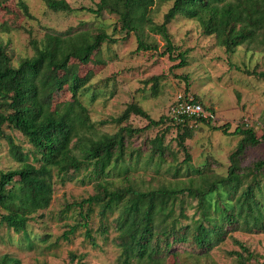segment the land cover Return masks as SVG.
I'll return each instance as SVG.
<instances>
[{"label": "trees", "instance_id": "1", "mask_svg": "<svg viewBox=\"0 0 264 264\" xmlns=\"http://www.w3.org/2000/svg\"><path fill=\"white\" fill-rule=\"evenodd\" d=\"M8 1L0 0V10ZM45 1L54 11L74 10L67 0ZM160 1L173 2L161 23L152 15L156 0H98L96 7L88 10L96 15L104 11L117 15L122 29L138 36V50L157 48L146 41L147 30L160 34L166 41L163 54L179 60L175 67L187 65V51L176 54L168 28L179 15L199 21L203 33L214 36L228 53L242 45L264 51V0ZM19 6L33 18L25 1ZM107 40L114 41L106 31L49 32L42 40H31L34 54L18 66L0 43V138L7 140L11 156L19 163L9 170L0 169V208L5 211L0 214V224L29 238L27 226L51 206L56 184L64 185L85 172V178L94 182L95 192L66 204L65 209L73 208L78 216L75 223L66 224L60 239L69 241L83 229L85 240L97 246L94 232L107 236L114 230L112 240L120 251L118 264H165L167 257L180 254V248L198 259L231 238L240 248L233 251L235 264H264L245 242L233 236L235 231L264 232V160L252 167L241 163L248 147L264 142V134L258 137L254 128L238 126L233 133L242 138L229 156L227 174L214 172L205 164L183 181L178 179L182 165L193 166L185 143L191 136V121L211 123L213 117L177 119L168 113L155 119L141 105L131 103L120 116L99 122L102 126L119 125L116 131L100 132L81 99L85 80L77 73L67 82L71 98L56 101L63 88L61 72L68 71L71 60L88 63ZM259 76L264 78V73ZM158 77L152 80L158 81ZM184 97L214 114L199 97ZM133 113L148 123L139 128L122 125ZM228 126L214 128L228 133ZM7 127L20 132L29 146L17 143ZM153 127L161 129L146 141V151L131 145L136 135ZM173 129L185 153L179 162L171 143L166 142ZM145 167L159 175L164 169L174 180L141 185L134 173ZM94 214L98 217L95 229L91 227ZM70 256L78 257L74 252ZM0 264L21 261L4 254Z\"/></svg>", "mask_w": 264, "mask_h": 264}, {"label": "rangeland", "instance_id": "2", "mask_svg": "<svg viewBox=\"0 0 264 264\" xmlns=\"http://www.w3.org/2000/svg\"><path fill=\"white\" fill-rule=\"evenodd\" d=\"M20 1L28 4L33 18L24 14ZM67 1L74 8L72 12L54 11L45 0H9L0 10V43L13 65L18 66L23 58L33 56L31 40H42L49 32L71 29L92 33L106 31L114 41H105L88 63L71 60L68 71L61 72L63 88L56 94L57 102L70 99L67 82L77 73L85 80L81 99L88 106L100 132L116 131L119 125L102 126L99 122L120 116L131 103L141 105L158 119L170 113L179 94L199 97L206 107L214 111L215 117L211 123L191 121V136L185 143L192 155L193 166L182 165L178 179L183 181L195 176V169L205 164L214 172L226 175L229 156L242 138L233 133L238 126L254 128L258 137L264 134V78L259 76V73H264V51L242 45L235 52L228 53L225 47L218 45L214 36L203 33L199 21L179 15L168 24V28L177 47L176 54L187 51V65L175 67L179 60L174 61L169 54H163L166 41L160 34L147 30L146 41L157 48L138 50V36L124 31L117 15L107 11L96 15L88 10L95 8L98 0ZM172 3L156 0L152 7L156 22L164 21ZM156 76L159 80H152ZM156 81L157 89L154 87ZM147 123L146 118L133 113L122 125L139 128ZM226 124L229 125L228 133L214 128ZM160 129L153 127L141 132L130 141L131 145L146 151V141ZM6 131L17 143L26 148L29 146L20 132L8 127ZM176 135V130H171L166 142L171 143L179 162L183 161L185 153L178 145ZM259 160H264V142L248 147L241 163L252 167ZM18 165L10 154L7 140L0 138V169L9 170ZM155 172L153 168H140L134 173L135 180L144 186L174 180L172 175L165 174L164 169L160 175ZM84 173L64 185L56 184L51 206L30 220L27 226L29 238L0 224V256L10 254L20 259L21 264H118L120 251L112 240L114 230H110L107 236L94 232L97 246L85 240L83 229L69 241L59 238L66 224L75 223L78 216L73 208L66 210V204L95 192L94 182L85 178ZM192 211L189 210L190 213ZM1 213H5L2 208ZM97 224L98 217L94 214L91 227L95 229ZM233 236L245 242L255 256L264 261V232L235 231ZM239 249L233 239L228 238L198 259L180 248V254L170 255L165 264H235L233 251ZM72 252L78 257L71 259Z\"/></svg>", "mask_w": 264, "mask_h": 264}, {"label": "built area", "instance_id": "3", "mask_svg": "<svg viewBox=\"0 0 264 264\" xmlns=\"http://www.w3.org/2000/svg\"><path fill=\"white\" fill-rule=\"evenodd\" d=\"M170 114L175 118L182 116L194 120L198 117H215L213 113L206 110L203 104L193 101L191 98H185L183 94H179L170 108Z\"/></svg>", "mask_w": 264, "mask_h": 264}]
</instances>
